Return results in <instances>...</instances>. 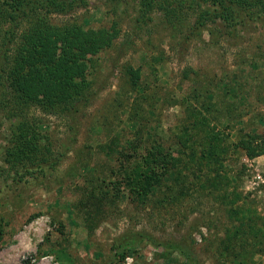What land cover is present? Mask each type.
I'll use <instances>...</instances> for the list:
<instances>
[{
  "label": "rangeland",
  "instance_id": "obj_1",
  "mask_svg": "<svg viewBox=\"0 0 264 264\" xmlns=\"http://www.w3.org/2000/svg\"><path fill=\"white\" fill-rule=\"evenodd\" d=\"M88 3L68 14L52 13L50 22L77 23L91 33L116 20L121 34L111 49L94 56L87 76L91 91L96 94L78 119L72 121L38 109L26 117L39 124V129L49 136L55 154L60 155V164L51 178L14 182V172L4 161L13 124L0 110V224L5 227L0 264H193L192 260L197 264H264V236L254 237L240 221L230 217L232 208L225 204L228 199L221 198L224 194L228 198H233L234 192L239 194L241 200L236 205L256 210L254 221L258 227L264 226V154L251 160L237 148L250 132L264 138V25L249 22L237 32L223 27L216 30L213 26L214 35L206 30L184 42L194 21L192 16L175 29L167 23L164 13L154 11L152 20L136 26L135 0ZM22 25L21 31L29 28V24ZM7 29L10 25L4 16L0 30ZM138 67L144 74L149 73L150 79L146 99L136 110L134 95L123 92H129L128 70ZM184 71L198 73L210 89H215L218 78L224 77L237 85L231 97L223 92L212 98L213 104L225 110L230 100L234 109L231 114L222 113V123L216 122L220 115L214 110L210 114L204 112L210 127L224 138L222 159L212 169L202 167L200 171L191 165V171H184L188 183L177 184L175 191L176 197L181 198L183 190L185 197L174 196L164 206L153 201L134 205L123 190L89 229L84 218L72 214L76 187L87 173L83 163L88 161L91 167L96 165L97 169L110 172V142L118 137L120 146L127 145L130 129L123 122L130 114L159 136L184 134L186 108H169L156 102L157 94L168 92L172 97L189 92V82L183 81ZM205 89L206 86L201 89L202 93ZM152 104L157 109L150 115ZM120 146L117 149L123 150ZM183 163L176 162L180 167ZM217 168L220 178L214 180ZM106 177L109 183L113 179L111 173ZM202 185L208 188H201ZM29 218L33 220L28 222ZM136 232L177 244L189 259L173 248L139 245L118 262L115 247L119 238ZM233 232L238 233L237 237L231 236L228 241Z\"/></svg>",
  "mask_w": 264,
  "mask_h": 264
},
{
  "label": "trees",
  "instance_id": "obj_2",
  "mask_svg": "<svg viewBox=\"0 0 264 264\" xmlns=\"http://www.w3.org/2000/svg\"><path fill=\"white\" fill-rule=\"evenodd\" d=\"M104 1L114 4L125 0ZM135 1L138 6L136 26L142 23L146 25L152 20L154 11L164 13L167 23L175 29L182 27L187 17L192 16L194 21L189 25L188 34L183 37L184 42H189L193 36L206 30L214 35L213 26L216 30L217 27H223L230 32H237L249 22L264 25V0ZM88 2L89 0H0V19L5 16L10 25V29L6 31L0 30V110L13 124L4 161L14 172L13 180L16 183L51 178L61 161L60 155L55 154L49 136L39 129L37 122L26 119L28 114L38 109L45 114L68 117L72 121L78 119L92 101L93 94H96L91 91L87 76L95 62L94 56L111 49L120 37L121 29L116 20L91 33L77 23L54 25L50 22V14H68L77 7H86ZM23 23L29 24V28L21 31ZM160 59L154 58L155 61ZM152 72L155 73L153 68ZM198 76L195 71H184L183 81H188L190 85L188 93L174 94L171 97L168 92H164L156 96L158 104L164 103L169 108H186L184 134L159 136L151 128L145 129L143 122L140 119L137 121L130 114L128 118H122L123 124L130 129L131 139L126 140L127 145L120 146L118 137L113 138L109 145L112 163H108L107 170L113 176L110 179L112 181H106L109 174L107 171L97 169L96 165L91 167L88 161L83 163L82 168L87 173L83 183L76 187L77 196L72 203V214L76 213L79 218H84V224L89 229L94 227V223L98 221L96 217L102 210L112 204L123 190L129 193L134 205H145L153 201L154 204L164 206L174 196L178 199L185 197L183 190L181 198L176 197L175 192L177 184L188 183L185 170L190 168L191 171L194 167L198 170L202 167L212 169L215 167L213 164L222 159L225 153L222 148L224 138L220 131L210 127L204 112L210 114L214 110L220 115L219 120L215 119L216 122L222 123V113L231 114L234 109L230 100L225 110L222 106L213 104L212 98H217L223 92L231 97L237 85L231 84L224 77L218 78L215 89H210L209 83L206 85L207 81ZM237 76L236 73L235 77ZM149 79V73L144 74L141 67L128 70L129 92H123V95H134L136 110L146 99ZM205 86L202 93L201 89ZM216 90L218 93L214 92ZM244 100L247 102L248 97H244ZM193 103L195 105H191ZM156 109L157 106L152 104L148 113L153 115ZM119 146L123 150H118ZM237 148L253 160L264 154V138L250 132L239 141ZM177 161H183L184 166L180 167L176 164ZM219 170H214L218 173L214 180L220 178ZM240 175L238 174L239 177ZM166 176L168 177L165 179ZM200 187L205 189L206 186ZM221 198L228 199L225 204L232 208L230 217L240 221V225L246 227L254 237L264 236V226L258 227L254 221L257 218L256 210L236 205L241 200L239 194L234 192L233 198L224 194ZM32 220L33 218H29L28 222ZM237 234L233 232L228 235V241L231 236L237 237ZM4 237L5 227L0 224V249ZM139 245L173 248L189 259V255L179 249L177 244L160 241L149 233L136 232L119 238L115 247L118 262L124 261L131 250ZM255 252L257 253L256 250ZM192 263L197 264L195 260Z\"/></svg>",
  "mask_w": 264,
  "mask_h": 264
}]
</instances>
